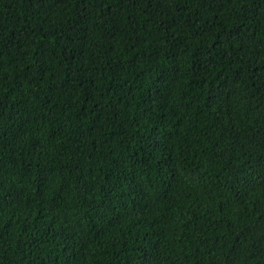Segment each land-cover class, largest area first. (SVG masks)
<instances>
[{"label": "trees", "instance_id": "trees-1", "mask_svg": "<svg viewBox=\"0 0 264 264\" xmlns=\"http://www.w3.org/2000/svg\"><path fill=\"white\" fill-rule=\"evenodd\" d=\"M0 264H264V0H0Z\"/></svg>", "mask_w": 264, "mask_h": 264}]
</instances>
